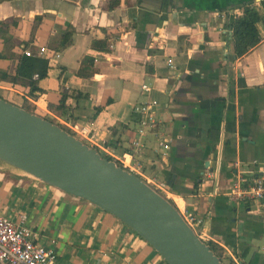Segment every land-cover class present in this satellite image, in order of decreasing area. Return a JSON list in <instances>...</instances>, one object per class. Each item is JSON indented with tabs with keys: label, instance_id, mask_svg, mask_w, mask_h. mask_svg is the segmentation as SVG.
<instances>
[{
	"label": "crops",
	"instance_id": "obj_1",
	"mask_svg": "<svg viewBox=\"0 0 264 264\" xmlns=\"http://www.w3.org/2000/svg\"><path fill=\"white\" fill-rule=\"evenodd\" d=\"M106 1L0 2V23L16 21L8 41L0 38V98L69 130L87 128V139H79L127 164L139 137L135 108L156 100L158 126L133 158L145 181L166 184L180 212L203 219L199 235L227 260L264 264V208L228 197L236 163L238 172L264 165V26L261 43L237 58L228 24L242 13L240 0H122L110 12ZM69 26L73 42L60 49ZM108 35L111 51H95L93 40ZM26 50L50 61L48 76L34 77V93L25 80L14 82ZM88 58L94 65L85 69ZM0 208L17 225L25 216L24 226L56 252L58 264H167L112 215L2 163Z\"/></svg>",
	"mask_w": 264,
	"mask_h": 264
},
{
	"label": "water",
	"instance_id": "obj_2",
	"mask_svg": "<svg viewBox=\"0 0 264 264\" xmlns=\"http://www.w3.org/2000/svg\"><path fill=\"white\" fill-rule=\"evenodd\" d=\"M0 163L112 215L167 264H224L175 205L139 176L60 125L1 98Z\"/></svg>",
	"mask_w": 264,
	"mask_h": 264
},
{
	"label": "built area",
	"instance_id": "obj_3",
	"mask_svg": "<svg viewBox=\"0 0 264 264\" xmlns=\"http://www.w3.org/2000/svg\"><path fill=\"white\" fill-rule=\"evenodd\" d=\"M24 54L28 57H39L38 54L28 50ZM169 63L172 64V61H169ZM142 90L144 93L150 94L152 88L150 85L144 84ZM157 106L158 102L156 100H149L145 104L135 108V111L141 114V121L138 131L139 137L133 142V151L132 155H130L133 161L127 164L126 157L122 161H119L123 165V168L139 176L144 181V166L139 162H135L133 158L145 148L142 138L158 126L156 118ZM67 127L76 132L77 137L80 136L87 139L89 135L87 128L77 129L74 125H68ZM160 146L165 147V143L161 141ZM254 164V168L247 172H238L239 164H235L237 177L228 193V197L233 205L249 204L252 209L264 208V165ZM152 187L160 194H165L164 196L167 198L168 188L166 184L162 183L158 186L153 185ZM180 213L196 234L204 242L208 243L206 241L207 237L200 236L198 233V227L204 224V220L187 212ZM26 219L25 216L21 217L22 224L17 225L10 218L4 216L0 208V264H58L56 252L38 243V235L30 228L24 226ZM232 259L233 264H244L233 256Z\"/></svg>",
	"mask_w": 264,
	"mask_h": 264
},
{
	"label": "trees",
	"instance_id": "obj_4",
	"mask_svg": "<svg viewBox=\"0 0 264 264\" xmlns=\"http://www.w3.org/2000/svg\"><path fill=\"white\" fill-rule=\"evenodd\" d=\"M9 1V0H0V2ZM59 1H73L76 2L78 0H59ZM242 2V13L240 15H236L228 24L232 32V40L234 43V53L237 58H242L251 52L254 48H256L262 41V34L260 31V26H264V0H261L259 3L252 4L255 0H240ZM122 4V0H107L103 10L106 12H110L118 8ZM41 22V18H37L34 23L31 24L32 32L34 29L39 26ZM16 25V21L12 23V25ZM11 23H0V38L5 39V42L8 41L6 39L9 28L12 26ZM33 33H31V37H33ZM74 36V31L71 26L68 27L66 32L62 35L60 40V49L67 48L70 44H72V39ZM114 36L108 35L105 39L101 40H93L92 48L95 51H99L102 53H108L111 51L112 39ZM25 53V51H24ZM48 58L41 57H28L27 55H23L20 64L17 67L16 77L14 82H21L25 80V84L31 88V92L34 93L39 90L36 81H34V77L38 76V80L45 79L48 76V72L50 69V63ZM94 65L93 59H86V63L84 64L85 69H89ZM3 81V77L0 79V82ZM63 102H65V97L63 98ZM24 109L36 114L35 109H33L28 104L23 106ZM46 120H49L55 124L56 122L50 120L47 117H43ZM61 126V125H60ZM63 129L67 130L69 133L75 135L71 130L67 129L64 126H61ZM99 151V150H98ZM100 152V151H99ZM109 161H115L109 156H103ZM120 167L123 165L116 161ZM212 251L221 259L224 264H233V262H227V257L223 250L215 245L212 242L207 243Z\"/></svg>",
	"mask_w": 264,
	"mask_h": 264
},
{
	"label": "rangeland",
	"instance_id": "obj_5",
	"mask_svg": "<svg viewBox=\"0 0 264 264\" xmlns=\"http://www.w3.org/2000/svg\"><path fill=\"white\" fill-rule=\"evenodd\" d=\"M11 99V98H10ZM12 100V99H11ZM14 101L13 102H15L16 104H20V101L19 100H17V99H13ZM102 155H103V153L102 152H100ZM103 156H105V155H103ZM165 195V194H164ZM163 195V196H164ZM164 197H166V196H164ZM227 262H229L228 260H227Z\"/></svg>",
	"mask_w": 264,
	"mask_h": 264
}]
</instances>
